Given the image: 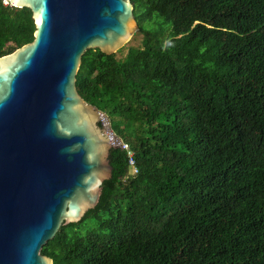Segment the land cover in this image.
I'll return each instance as SVG.
<instances>
[{
  "label": "trees",
  "instance_id": "obj_1",
  "mask_svg": "<svg viewBox=\"0 0 264 264\" xmlns=\"http://www.w3.org/2000/svg\"><path fill=\"white\" fill-rule=\"evenodd\" d=\"M142 43L88 49L76 86L113 147L95 208L61 225L53 264H264V0H131ZM0 0V56L34 38Z\"/></svg>",
  "mask_w": 264,
  "mask_h": 264
},
{
  "label": "water",
  "instance_id": "obj_2",
  "mask_svg": "<svg viewBox=\"0 0 264 264\" xmlns=\"http://www.w3.org/2000/svg\"><path fill=\"white\" fill-rule=\"evenodd\" d=\"M9 2L35 31L0 56V264H53L42 247L98 204L119 144L77 90L82 55L116 53L139 28L131 0Z\"/></svg>",
  "mask_w": 264,
  "mask_h": 264
},
{
  "label": "built area",
  "instance_id": "obj_3",
  "mask_svg": "<svg viewBox=\"0 0 264 264\" xmlns=\"http://www.w3.org/2000/svg\"><path fill=\"white\" fill-rule=\"evenodd\" d=\"M100 112L105 115V117H106V119L108 121L109 129H110L111 133L113 134L114 131L111 128L108 116L104 112H102V111H100ZM113 136H115V135L113 134ZM117 137H118L119 144H116L114 146H116L118 148H121L122 150H126L127 151L128 157H129V164L131 165V168L133 169V173H137L138 169H137V166H136V162H135L133 151H131L130 146H129V144L127 142H125L121 137H119V136H117Z\"/></svg>",
  "mask_w": 264,
  "mask_h": 264
},
{
  "label": "rangeland",
  "instance_id": "obj_4",
  "mask_svg": "<svg viewBox=\"0 0 264 264\" xmlns=\"http://www.w3.org/2000/svg\"><path fill=\"white\" fill-rule=\"evenodd\" d=\"M4 2L8 3L9 1L4 0ZM137 32L130 38V40L127 43H125V45L121 49H119L116 52L117 58H124L128 54V51L130 48L138 47L141 45L142 35L140 33H137Z\"/></svg>",
  "mask_w": 264,
  "mask_h": 264
},
{
  "label": "clouds",
  "instance_id": "obj_5",
  "mask_svg": "<svg viewBox=\"0 0 264 264\" xmlns=\"http://www.w3.org/2000/svg\"><path fill=\"white\" fill-rule=\"evenodd\" d=\"M9 1V0H8ZM120 137V136H119ZM131 149V148H130ZM126 151V150H125ZM132 151V150H131ZM128 154V153H127ZM135 158V157H134ZM135 162H136V160H135ZM138 169V168H137ZM129 173L131 174V175H136V173H133V169L131 168V165L129 164Z\"/></svg>",
  "mask_w": 264,
  "mask_h": 264
}]
</instances>
